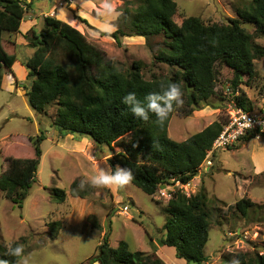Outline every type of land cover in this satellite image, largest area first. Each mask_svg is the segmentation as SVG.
<instances>
[{
    "label": "trees",
    "instance_id": "1",
    "mask_svg": "<svg viewBox=\"0 0 264 264\" xmlns=\"http://www.w3.org/2000/svg\"><path fill=\"white\" fill-rule=\"evenodd\" d=\"M34 1L0 0V84L3 75H15L13 65L17 61L16 45L9 41L12 50H7L3 33L20 30L26 8H31ZM137 1L136 7L125 5L121 9L124 15L120 19L124 24L105 34L112 36L118 45L125 36H142L147 41L160 37L162 43L154 58L169 67L168 73L146 78L141 61L122 69L114 61L106 60L104 52L69 22L44 15L41 27L31 28L25 34L26 44L33 47L32 54L24 61L30 82L25 96L31 109L39 114L45 113L46 106L55 105L53 125L62 135H86L95 143L106 145L110 151L106 158L110 171H116L117 166L130 169L131 183L155 197L159 186L175 181L185 185L198 175L207 149L227 121L214 120L182 141L168 134L169 121L176 111L187 117L203 105L219 107L218 103L211 102L213 96L222 98L214 90L219 65L232 71L230 107L253 110L252 100L242 86H250L251 80L257 78L254 61L264 58V46L255 42L253 33L245 30L241 22L252 24L256 33L264 35V0L234 6L236 17L227 22L205 23L200 17L186 16L180 24L174 19L177 14L174 0ZM173 82L181 84L184 103L173 105L163 125L151 113L148 122L137 118L123 103L128 92H136L137 98L144 101L150 92H160L162 86ZM248 136L252 137L248 134L242 138ZM44 137L43 133L29 137L32 157H2L0 192L19 206L35 181ZM115 143L120 148L117 152L112 148ZM81 181L84 180L74 179L67 191L54 187L52 199L61 203L67 195L80 198L90 195L93 186L84 181L81 188ZM206 195L203 187L192 195L177 188L165 202L167 217L157 245L173 247L176 257L187 264H203L206 260L204 247L211 225ZM233 209L242 219H250L254 214L258 215V220L264 218V204L247 196L237 200ZM48 225L51 229L59 227L57 221ZM9 246L21 245L13 242ZM9 246H0V260L16 264L21 257L9 255ZM234 257H238L241 264H264V252L258 250L221 254L225 262ZM94 261L99 264H167L157 255L156 248L152 252L132 251L123 240L111 247L106 234L87 264Z\"/></svg>",
    "mask_w": 264,
    "mask_h": 264
},
{
    "label": "rangeland",
    "instance_id": "2",
    "mask_svg": "<svg viewBox=\"0 0 264 264\" xmlns=\"http://www.w3.org/2000/svg\"><path fill=\"white\" fill-rule=\"evenodd\" d=\"M174 1L177 4L174 19L178 24L186 16L200 17L205 23L227 22L229 18L236 17L234 6H248L251 2V0ZM114 2L121 10L125 5L136 7L138 1L114 0ZM100 4L101 0H35L31 8H26L20 30L10 34L3 33L4 47L7 50H12L9 41L16 45L17 61L13 65L15 75H3L0 84V170L2 157H32L33 148L29 137H35L40 133L45 136L40 144L42 154L35 181L27 190L21 206L5 198L0 192V246H9L13 242L20 243L24 248L23 256L29 258V264H87L95 255L97 245L103 242L105 234L106 241L111 247L117 246L119 241L123 240L132 251L152 252L155 245L153 241L163 233L162 225L167 217L164 208L166 199H160L156 195L150 196L131 182L123 186L115 184L93 186L90 195L84 198L67 195L65 201L61 203L51 197L54 187L67 191L70 183L76 178L89 182V179L101 170L110 171L106 161L110 151L106 145L97 144L86 135L71 133L62 135L53 125V119L56 117L55 105L46 106L45 113L41 114L36 113L28 105L25 90L30 82L26 78L27 68L24 61L32 54L33 47L26 44L25 34L33 22L38 23L34 28L39 29L44 15H54L64 21L68 20L67 22L70 21L72 26L80 30L90 43L104 52L106 60L114 61L120 68L126 69L134 61H141L144 64L142 71L146 78L169 71L167 65L154 58L162 43L160 37L147 41L142 36H125L118 45L112 36L100 32L99 28L106 20V17L98 15ZM31 12L36 15L34 16L36 21L30 20ZM123 24V20L119 19L116 28ZM241 25L253 33L257 44L264 46V35L256 33L252 24L241 22ZM254 63L258 76L251 80L250 86H242V89L252 100L253 110L262 111L264 58L256 59ZM218 67L220 74L217 76L215 87L222 98L213 96L211 102L218 103L219 107L207 110L208 105H203L199 111L195 110L187 117L176 111L168 124V134L172 139L182 141L198 132L200 130L198 124L202 118L205 121L228 118V109L231 105L229 79L232 71L224 65ZM260 140L264 141L262 138ZM252 142L247 143L241 152H236L237 156L231 151L218 150L216 153L219 161L211 166V173L210 166H201L200 186L193 180L181 185L187 195H192L196 189L200 190L203 187L209 201L211 225L209 239L204 247L206 260L203 264H230L221 259L224 252L240 250L264 252V218L259 217L258 220L257 214H251L253 216L250 219H242L233 209L235 202L243 196L264 204V171L260 175L247 173V168L251 167L249 158ZM262 143L261 149L264 150V142ZM116 144L112 146L115 152L120 150ZM118 168L120 166H117ZM226 169L239 172L246 170V174L252 179H245L247 181L244 182L240 178L239 183L243 185L236 184V187L233 178L236 174L233 173L232 176ZM247 175L239 174V177L247 178ZM124 205H128L127 214L120 213ZM51 221H57L59 227L51 229L48 225ZM98 225L100 228L96 227ZM166 262L185 264L172 260ZM16 264H23V259L20 258ZM92 264L98 262L94 261Z\"/></svg>",
    "mask_w": 264,
    "mask_h": 264
},
{
    "label": "clouds",
    "instance_id": "3",
    "mask_svg": "<svg viewBox=\"0 0 264 264\" xmlns=\"http://www.w3.org/2000/svg\"><path fill=\"white\" fill-rule=\"evenodd\" d=\"M98 15L106 17V20L100 26L99 31L103 33H111L116 30V22L124 15V13L117 7L114 0H101ZM123 103L129 106L130 111L137 118L148 122L151 113L155 115L156 121L160 125H163L173 110V105L182 106L184 103L182 86L176 82L168 84L167 87L162 86V91L150 92L145 97L144 101L137 98L136 92H128L127 95L123 97ZM132 179V171L128 168L120 167L114 172L101 170L97 175L92 176L89 179V182L94 187L109 186L113 184L123 186L130 183ZM84 185L85 182L81 181V188H83ZM23 253V246H9V255L21 257L23 259V264H29V258L24 257ZM0 264H7V262L0 260ZM230 264H241V261L238 257H234L230 261Z\"/></svg>",
    "mask_w": 264,
    "mask_h": 264
},
{
    "label": "built area",
    "instance_id": "4",
    "mask_svg": "<svg viewBox=\"0 0 264 264\" xmlns=\"http://www.w3.org/2000/svg\"><path fill=\"white\" fill-rule=\"evenodd\" d=\"M251 134L256 138L264 139V113L245 111L241 107L229 109V115L222 130L207 149L201 166L211 167L212 156L215 151L236 144L243 136ZM179 181L171 185L159 186L155 195L160 199H169L177 188H182ZM128 205L122 206L120 213L127 214Z\"/></svg>",
    "mask_w": 264,
    "mask_h": 264
},
{
    "label": "crops",
    "instance_id": "5",
    "mask_svg": "<svg viewBox=\"0 0 264 264\" xmlns=\"http://www.w3.org/2000/svg\"><path fill=\"white\" fill-rule=\"evenodd\" d=\"M29 14H31L32 15V18L30 19V20H34L35 18H34V16L36 17V15L34 14H32V12L31 13H29ZM35 21H36V19H35ZM66 21H68V20H66ZM70 22V21H69ZM38 23H35V22H33V25H32V27L31 28H34V26L35 25H37ZM30 28V29H31ZM228 88V87H227ZM217 90V87H215V91ZM216 93H217V91H216ZM233 94H234V92H233ZM206 109L207 110H213L214 108H210L209 106H207L206 107ZM197 111H199V110H197ZM196 111V112H197ZM253 112H256V113H258V114H260V113H264V108H263V110L261 111V110H252ZM228 112H229V109H228ZM199 120V119H198ZM216 120V119H215ZM214 120H211V121H205V119H201L200 120V122H199V126H200V130H202L204 127H206L207 125H209L211 122H213ZM199 130V131H200ZM249 138H247V139H243V138H241L240 140H239V142L238 143H236V144H234V146H229V147H225V148H221V149H219L220 151H231V153H233V155L234 156H237V154H236V152H241V150H242V148L244 147V146H246L247 145V143L249 144V142H251V141H253L252 143H253V145H251V155H250V158H249V161H250V165H251V167H249V168H247V173L248 172H253L255 175H260L263 171H264V150H262L261 148V146L263 145V143L262 142H264V141H262V140H260V138H256V137H250V136H248ZM261 141V142H260ZM218 151V150H217ZM217 151H215L214 152V154H213V156H212V163H213V165L216 163V161H219V159H218V154L216 153ZM219 151V152H220ZM218 152V153H219ZM215 153L217 154V158H216V156H215ZM241 154V153H240ZM239 154V155H240ZM216 159V160H215ZM241 159H243V158H241ZM212 165V166H213ZM201 169H202V167H201ZM201 169L199 170V173H198V175H196L192 180H193V182L194 183H196V184H198V186H200L201 185V182L199 183V181L201 180V174H202V172H201ZM211 169H212V167L210 168V172L209 173H211ZM227 170V172H228V174H232V176H233V173L234 174H236L235 175V177L233 176V178H234V183H235V185L237 184V185H243L242 183H239V179L240 178H242V180L245 182V181H247L248 179H252V177L250 176V175H247L246 174V170H243L244 172H239L238 170H230V169H226ZM206 174H208V173H206ZM239 174H241V175H247L246 177L247 178H244V177H239ZM199 176H200V178H199ZM245 179H247V180H245ZM198 180V181H197ZM196 184H195V186H196ZM204 184V183H203ZM237 185H236V187H237ZM197 187V186H196ZM200 188V187H199ZM240 188V187H239ZM243 188V187H242ZM197 190V189H196ZM196 190H195V192H196ZM68 197V196H67ZM217 197V196H216ZM220 200V199H219ZM132 201V200H131ZM102 232V231H101ZM154 242V244H155V246H156V253H157V255H159L165 262L166 261H168V260H172V261H174V262H181V263H185V264H187L186 262H185V260L184 259H179V258H177L176 257V255H175V249L173 248V247H169V246H166V245H162V246H159V245H157V242L156 241H153ZM100 244V243H99ZM154 249V248H153ZM152 250V249H151ZM167 263V262H166ZM99 264V263H98Z\"/></svg>",
    "mask_w": 264,
    "mask_h": 264
}]
</instances>
